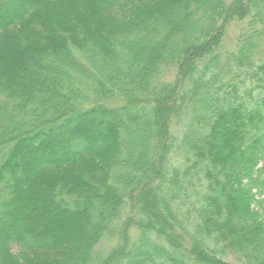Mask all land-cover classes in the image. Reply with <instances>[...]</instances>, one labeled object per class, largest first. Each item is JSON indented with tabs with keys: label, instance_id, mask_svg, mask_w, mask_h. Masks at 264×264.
Wrapping results in <instances>:
<instances>
[{
	"label": "trees",
	"instance_id": "trees-1",
	"mask_svg": "<svg viewBox=\"0 0 264 264\" xmlns=\"http://www.w3.org/2000/svg\"><path fill=\"white\" fill-rule=\"evenodd\" d=\"M0 264H264V0H0Z\"/></svg>",
	"mask_w": 264,
	"mask_h": 264
},
{
	"label": "rangeland",
	"instance_id": "rangeland-1",
	"mask_svg": "<svg viewBox=\"0 0 264 264\" xmlns=\"http://www.w3.org/2000/svg\"><path fill=\"white\" fill-rule=\"evenodd\" d=\"M243 22L241 23H234L231 25V27L228 29L227 35L225 37V49L230 50L235 47L236 38L240 32V28L242 27ZM228 259L232 260L233 258L231 256L228 257Z\"/></svg>",
	"mask_w": 264,
	"mask_h": 264
}]
</instances>
